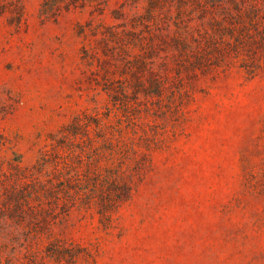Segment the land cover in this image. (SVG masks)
<instances>
[{
    "label": "rangeland",
    "instance_id": "1",
    "mask_svg": "<svg viewBox=\"0 0 264 264\" xmlns=\"http://www.w3.org/2000/svg\"><path fill=\"white\" fill-rule=\"evenodd\" d=\"M0 264H264V0H0Z\"/></svg>",
    "mask_w": 264,
    "mask_h": 264
}]
</instances>
